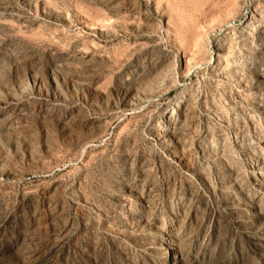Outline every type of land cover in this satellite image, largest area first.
Listing matches in <instances>:
<instances>
[{"label":"rangeland","instance_id":"1","mask_svg":"<svg viewBox=\"0 0 264 264\" xmlns=\"http://www.w3.org/2000/svg\"><path fill=\"white\" fill-rule=\"evenodd\" d=\"M0 264H264V0H0Z\"/></svg>","mask_w":264,"mask_h":264},{"label":"bare ground","instance_id":"2","mask_svg":"<svg viewBox=\"0 0 264 264\" xmlns=\"http://www.w3.org/2000/svg\"><path fill=\"white\" fill-rule=\"evenodd\" d=\"M227 24H228V23H227ZM231 24H232V23H229L228 26L226 25V28H227V27H231V26H230ZM226 28H225L224 30H222L221 34H226ZM233 29H234V28H233ZM209 47H210V46H209ZM209 50H210V52H211V56H212L211 61H212L213 57H215V55H216L218 52L216 51V49H215L214 46H213V47H210Z\"/></svg>","mask_w":264,"mask_h":264}]
</instances>
